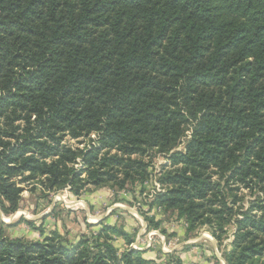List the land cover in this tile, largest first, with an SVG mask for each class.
<instances>
[{"label": "trees", "instance_id": "trees-1", "mask_svg": "<svg viewBox=\"0 0 264 264\" xmlns=\"http://www.w3.org/2000/svg\"><path fill=\"white\" fill-rule=\"evenodd\" d=\"M187 126L185 152L171 153ZM92 133L96 148L62 144ZM154 149L174 169L150 207L188 234L207 227L217 244L233 226L225 264H264V0H0L4 213L31 180L74 195L123 189L144 178L135 157ZM233 183L254 195L246 208ZM115 235L132 242L105 224L71 247L0 227V264H154L118 254Z\"/></svg>", "mask_w": 264, "mask_h": 264}, {"label": "rangeland", "instance_id": "rangeland-1", "mask_svg": "<svg viewBox=\"0 0 264 264\" xmlns=\"http://www.w3.org/2000/svg\"><path fill=\"white\" fill-rule=\"evenodd\" d=\"M191 132V127L187 126L179 144L170 152H185ZM62 144L89 150L90 147L99 146V134L92 133L77 140L66 136ZM169 153L154 149L145 156L135 157L142 163L138 172H142L144 178L134 177L135 182L127 183L123 189L110 185H89L79 195H74L68 187L44 189L37 180L18 184L22 191L17 210L4 213L0 208V227L4 236L10 240L35 242L55 233L64 246L71 247L80 239L92 243V235L98 232L100 225L105 224L126 232L132 238V242L126 244L115 235L111 244L118 254L139 250L145 260H151L154 264H175L177 259L180 264H194L193 260L198 261L199 258L204 259L205 264H225L222 254L231 249L233 226L227 229L221 244H217L207 227L197 228L188 234L183 219L164 214L156 206L150 207L156 195L166 190V186L159 181L161 176L174 169ZM216 179L214 176L213 180ZM230 186L243 202H237L235 207L242 203L246 208L254 200L251 191L239 183ZM227 198L230 202L231 197ZM150 219L159 223L157 229L149 225Z\"/></svg>", "mask_w": 264, "mask_h": 264}, {"label": "crops", "instance_id": "crops-1", "mask_svg": "<svg viewBox=\"0 0 264 264\" xmlns=\"http://www.w3.org/2000/svg\"><path fill=\"white\" fill-rule=\"evenodd\" d=\"M194 258H195V257H194ZM198 258H199V256H198ZM193 263H194V264H205V263H204V259H202V258H199L198 261H195V259H194V260H193Z\"/></svg>", "mask_w": 264, "mask_h": 264}, {"label": "built area", "instance_id": "built-area-1", "mask_svg": "<svg viewBox=\"0 0 264 264\" xmlns=\"http://www.w3.org/2000/svg\"><path fill=\"white\" fill-rule=\"evenodd\" d=\"M136 251H139V250H136Z\"/></svg>", "mask_w": 264, "mask_h": 264}]
</instances>
